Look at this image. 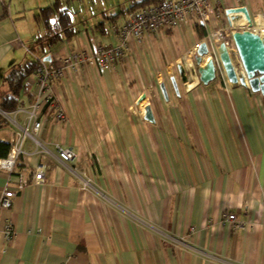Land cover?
Instances as JSON below:
<instances>
[{"label":"crops","instance_id":"crops-1","mask_svg":"<svg viewBox=\"0 0 264 264\" xmlns=\"http://www.w3.org/2000/svg\"><path fill=\"white\" fill-rule=\"evenodd\" d=\"M54 1L0 0V94L12 66L37 57L56 65L118 43L113 25L141 8H131L140 0H73L77 33L49 45L36 14ZM220 1L222 15L207 26L181 20L132 39L118 62L55 80L66 119L51 112L41 144L27 136L14 171L0 169V193L15 191L1 215L15 234L0 232V264H264V96L227 77L203 83L191 52L208 26L229 24L228 8L264 19V0ZM26 81L18 108H0V142L12 145L27 122L35 74ZM144 93L154 122L138 105ZM57 145L78 158L62 161ZM39 165L42 183L34 181ZM226 210L246 226L225 224Z\"/></svg>","mask_w":264,"mask_h":264},{"label":"built area","instance_id":"built-area-1","mask_svg":"<svg viewBox=\"0 0 264 264\" xmlns=\"http://www.w3.org/2000/svg\"><path fill=\"white\" fill-rule=\"evenodd\" d=\"M222 11L220 0H217L215 4L212 3V0H167L160 4L142 7L131 13L128 20L123 24L113 25L119 40L116 44H97L91 52L73 51L56 65L37 57L35 99L25 109L27 113L26 124L20 126V133L11 145L8 154L0 158V169L8 173L14 171L19 156L24 152L22 145L27 136L31 137L37 144H41L37 136L44 119L50 116L51 112L57 121L66 119L64 109L59 104L55 94L54 83L56 79H62L65 76L67 69H78L84 65L105 66L113 64L124 57L132 39L140 40L146 33L173 28L181 20L194 23L201 22L207 26L208 23L211 24L212 17L219 18ZM233 29L234 27L229 24L208 26L206 35L197 41L191 49V52L195 54L200 43L204 41L208 48L204 60L212 59L216 76L223 79L227 76L218 54V47L220 44L233 46ZM236 70L238 72V67ZM57 152L59 158L65 162L74 161L78 158V153L72 148L57 145ZM44 170L43 165L36 167L34 172L36 183L44 182ZM17 182L18 189H23L28 184L22 175L17 176ZM14 196L15 191L11 189L3 190L0 193V232L8 240L15 234L14 226L10 220L2 222L1 215L4 209L11 207ZM222 220L233 229H241L246 226V223L240 220L234 212L228 210L223 212Z\"/></svg>","mask_w":264,"mask_h":264},{"label":"water","instance_id":"water-1","mask_svg":"<svg viewBox=\"0 0 264 264\" xmlns=\"http://www.w3.org/2000/svg\"><path fill=\"white\" fill-rule=\"evenodd\" d=\"M240 13L238 28L232 30L233 46L220 44L218 54L223 64L226 76L231 83H240L249 87L254 92H261L264 96V34L259 31L245 29L244 27L254 23L246 6L228 8L226 15L229 25L234 27L235 14ZM208 53L206 43H200L194 54L200 80L207 84L216 78V69L212 59L204 60V55ZM50 60V56L45 58ZM236 61L239 62L240 69L236 70ZM175 88L177 87L175 78H172ZM161 88L166 95L164 84ZM146 93L142 94L138 100V105L145 108L144 118L154 122L155 117L150 102L146 101Z\"/></svg>","mask_w":264,"mask_h":264},{"label":"trees","instance_id":"trees-1","mask_svg":"<svg viewBox=\"0 0 264 264\" xmlns=\"http://www.w3.org/2000/svg\"><path fill=\"white\" fill-rule=\"evenodd\" d=\"M73 0H55L48 6L41 7L36 14V18L40 21L44 28L45 34L41 39H46L49 45H53L63 38L74 36L77 31L73 19V12L69 7V3ZM167 0H140L136 1L133 6L141 5L146 7L156 5ZM204 37V32H201ZM206 35V34H205ZM42 58V57H39ZM38 65L37 59L25 61L23 64L12 66L4 75V81L7 85V91L0 94V108L6 111H13L20 105V94L28 89L26 79L35 74ZM11 148V143L0 142V156H6Z\"/></svg>","mask_w":264,"mask_h":264},{"label":"bare ground","instance_id":"bare-ground-1","mask_svg":"<svg viewBox=\"0 0 264 264\" xmlns=\"http://www.w3.org/2000/svg\"><path fill=\"white\" fill-rule=\"evenodd\" d=\"M245 29H250L253 31H259L264 34V19L261 15L257 16L256 23L244 27Z\"/></svg>","mask_w":264,"mask_h":264},{"label":"rangeland","instance_id":"rangeland-1","mask_svg":"<svg viewBox=\"0 0 264 264\" xmlns=\"http://www.w3.org/2000/svg\"><path fill=\"white\" fill-rule=\"evenodd\" d=\"M98 3H100V0H98ZM78 4H79V1H74V2L72 3V6H75V5H76V7H77ZM72 6H71V7H72ZM240 24H241V21H240V22H236V23L234 24V28H238V27L240 26ZM236 66H237L238 68H240V66H238V61H236Z\"/></svg>","mask_w":264,"mask_h":264}]
</instances>
